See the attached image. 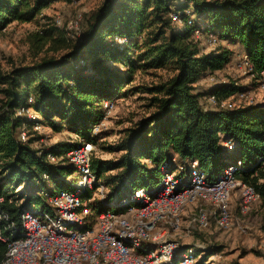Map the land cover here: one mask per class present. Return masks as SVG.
<instances>
[{
	"label": "trees",
	"instance_id": "16d2710c",
	"mask_svg": "<svg viewBox=\"0 0 264 264\" xmlns=\"http://www.w3.org/2000/svg\"><path fill=\"white\" fill-rule=\"evenodd\" d=\"M51 1L0 0V32L13 22H33ZM173 12L183 24L173 21ZM197 30L202 37L214 32L233 44L236 53H248L255 71L264 70V0H104L80 38L68 39L54 24L39 30L34 37L38 50L50 44L49 50L62 54L0 71V210L19 222L24 209L46 205L42 190L65 188L64 178L74 169L67 160L52 162L49 153L66 154L75 144L37 149L33 142L39 136L21 140L23 126L33 130L48 124L88 136L105 114L102 102L128 95L125 87L141 68L165 69L171 76L141 89L150 94L146 106L151 112L114 147L124 151L122 156L115 161L93 158L101 179L113 190L143 186L158 178L170 158L198 161L215 178L232 163L230 153L235 152L236 161L246 166L238 177L256 189L264 205V165L257 164L264 154V106L229 109L203 101L209 87L198 89L199 80L226 68L235 60V50L205 52ZM243 90L234 82H221L211 92L224 100ZM28 110L39 116L33 119ZM226 140L235 143L233 150ZM112 170L117 172L109 174ZM24 183L16 194L15 188ZM7 223L0 219L1 228ZM7 248L0 239V264Z\"/></svg>",
	"mask_w": 264,
	"mask_h": 264
},
{
	"label": "built area",
	"instance_id": "2783aa9c",
	"mask_svg": "<svg viewBox=\"0 0 264 264\" xmlns=\"http://www.w3.org/2000/svg\"><path fill=\"white\" fill-rule=\"evenodd\" d=\"M171 17L183 24L178 13ZM79 22L80 17L67 24L71 38ZM54 24L65 26L59 18ZM197 34L202 36V31ZM206 37L211 42L219 38L214 32ZM236 62L238 68L256 77L258 87L264 90V70L255 71L248 53H239ZM203 101L209 107L236 106L232 99L219 100L215 92ZM102 103L106 114L115 106L113 100ZM103 120L92 125L88 136L76 133L75 146L66 154L49 153L52 162L69 161L78 177L66 176L65 188L42 190L45 206L24 209L19 222L0 210V219L8 220L6 228L0 227V239L8 245L1 264H216L210 260L212 256L204 258L209 249L206 244H188L185 237L210 229L212 223L226 231L237 226L232 213L233 190L239 189L242 214L261 199L253 186L238 177L245 162L238 159L217 177L209 178L198 161L170 158L161 165L155 182L113 190L92 166ZM29 137L24 125L20 138L26 142ZM224 144L229 150L235 148L232 140ZM257 164L264 165V154Z\"/></svg>",
	"mask_w": 264,
	"mask_h": 264
},
{
	"label": "rangeland",
	"instance_id": "374dc122",
	"mask_svg": "<svg viewBox=\"0 0 264 264\" xmlns=\"http://www.w3.org/2000/svg\"><path fill=\"white\" fill-rule=\"evenodd\" d=\"M103 2L104 0H53L33 22L11 23L0 32V71L8 73L22 66L35 65L44 56L62 54L49 50L50 44L38 50L34 40L35 34L39 30L48 28L59 18L65 25L59 28L65 32L67 38L71 39L66 26L80 17L79 29L73 32L75 38H80L88 20ZM197 37H199L198 34ZM200 44L207 53L221 47L236 49L233 44L221 41L220 38L217 42H211L207 37L200 36ZM237 55L238 53L235 50V60L223 70L207 73L203 76L198 82V89L205 90L209 87L208 92L210 93L215 88V82H234L244 89L241 93L232 97V101L236 103V106L263 107L264 90L258 87L256 77L237 67ZM170 76L171 72L165 69L146 70L141 68L137 71L134 80L125 87V90H130V93L114 100L115 106L107 114L106 109H104L105 114L101 119H104V125L97 139L94 151L95 159L115 161L122 156L124 151L114 147L121 145L123 138L127 135L128 128L133 127L137 122L149 116L151 112V109L146 106L150 94L141 91V89L161 84L167 81ZM1 98L0 95V100ZM27 114H31L33 117L35 115L32 111ZM35 116L38 117L39 115ZM29 133V139L35 136L40 137L33 142V146L37 149H50L52 146L63 147L66 144H74L76 141V132L68 128L56 130L48 124L41 125L38 128L34 127L33 130L29 129ZM237 155L235 152L230 153L232 163L236 162ZM62 162L61 160L55 163ZM116 172L112 170L109 174H115ZM67 176L77 178L78 174L76 171L74 173L69 172ZM152 182L155 181L152 180ZM25 186H27L26 183L15 188L16 194H20ZM233 193L235 194L232 213L237 226L226 231L217 228L215 223H212L210 229L195 231L193 234L186 236L185 242L188 244L204 243L209 247L208 251L212 250L213 246H217V249L212 250L213 252L210 255L212 256L210 260H214L213 263L216 264H230L234 260L246 264H264V205L262 200L259 199L254 202L251 209L242 214L238 201L239 189L233 190ZM238 221L241 223V228L238 227Z\"/></svg>",
	"mask_w": 264,
	"mask_h": 264
},
{
	"label": "crops",
	"instance_id": "0c3cea01",
	"mask_svg": "<svg viewBox=\"0 0 264 264\" xmlns=\"http://www.w3.org/2000/svg\"><path fill=\"white\" fill-rule=\"evenodd\" d=\"M193 245H197L198 243H192Z\"/></svg>",
	"mask_w": 264,
	"mask_h": 264
},
{
	"label": "water",
	"instance_id": "95a60500",
	"mask_svg": "<svg viewBox=\"0 0 264 264\" xmlns=\"http://www.w3.org/2000/svg\"><path fill=\"white\" fill-rule=\"evenodd\" d=\"M75 170V168L73 169V171Z\"/></svg>",
	"mask_w": 264,
	"mask_h": 264
}]
</instances>
